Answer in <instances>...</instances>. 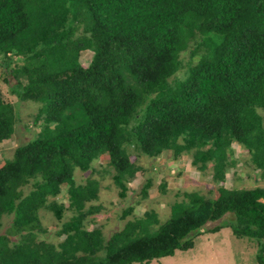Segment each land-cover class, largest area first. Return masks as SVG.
<instances>
[{"label":"trees","instance_id":"1","mask_svg":"<svg viewBox=\"0 0 264 264\" xmlns=\"http://www.w3.org/2000/svg\"><path fill=\"white\" fill-rule=\"evenodd\" d=\"M0 67L11 94L39 104L40 121L0 165V226L11 216L0 264H147L192 247L227 213L212 230L255 238L262 261V186L219 185L216 197L182 191L163 222L146 212L108 237L87 224L101 209L92 174L103 155L121 198L142 154L191 153L223 184L237 142L264 176V0H0ZM14 123L0 88V143ZM76 170L90 175L76 181ZM41 209L60 221L57 242L38 236Z\"/></svg>","mask_w":264,"mask_h":264},{"label":"rangeland","instance_id":"2","mask_svg":"<svg viewBox=\"0 0 264 264\" xmlns=\"http://www.w3.org/2000/svg\"><path fill=\"white\" fill-rule=\"evenodd\" d=\"M90 55V52H83L80 61L85 65ZM183 57L187 60L189 53L185 52ZM177 74L179 77H183V69ZM8 78L10 84L14 82L11 77ZM0 88L4 98L13 103L15 111L14 132L10 138L0 143L1 165L5 157L12 155L17 145L26 142L36 134L39 130L40 121L33 122L39 104L31 100H18L9 92L1 75ZM232 149L233 153L228 159H233L235 163L226 172L223 184L213 180L211 163H208L205 169H199L192 164L191 153L184 152L177 158H174L171 152H164L157 157H148L142 154L138 156L137 160L135 155L131 153V160H136L143 167V170H140L128 183L125 198L118 195V189L112 181V171L107 164V156H101L94 162L97 170L92 174V177L99 181L98 199L92 202L99 204L101 209L89 217L88 228L99 225L102 227L104 235L108 237L123 227L127 220L143 217L146 212L151 211L156 214L161 223L169 217L170 205L181 199L182 191H196L207 197H216L219 185L227 188L264 187V176L258 175L248 158L247 151L237 142H233ZM89 175V171H75L76 181L83 182ZM147 178H150L151 185L147 190V195L143 196L141 189ZM27 189L28 185L24 190L27 191ZM61 199H66L65 193L61 195ZM131 205L134 207L133 212L122 217L123 210ZM40 214L45 231L39 232L38 236L57 242L59 238L55 232L60 227V221L55 219L48 210L41 209ZM65 215L68 216L69 212H66ZM63 219H66L65 216ZM227 219H232V215L227 213L222 219L208 222L204 230H201V233L194 237L192 247L186 250L177 249L173 255L154 259L147 264H264V253L262 261L257 258L260 245L255 238L250 236L238 237L229 226H221L212 230L217 224L226 222ZM10 221V215L3 216L0 233L6 232ZM132 264L142 263L134 262Z\"/></svg>","mask_w":264,"mask_h":264}]
</instances>
